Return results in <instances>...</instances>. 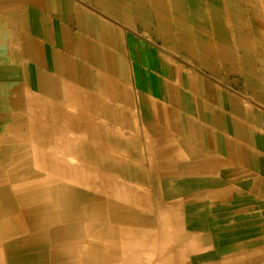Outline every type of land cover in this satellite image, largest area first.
<instances>
[{
	"label": "bare ground",
	"instance_id": "6f19581e",
	"mask_svg": "<svg viewBox=\"0 0 264 264\" xmlns=\"http://www.w3.org/2000/svg\"><path fill=\"white\" fill-rule=\"evenodd\" d=\"M85 1L0 32V264H264V0Z\"/></svg>",
	"mask_w": 264,
	"mask_h": 264
},
{
	"label": "crops",
	"instance_id": "0c3cea01",
	"mask_svg": "<svg viewBox=\"0 0 264 264\" xmlns=\"http://www.w3.org/2000/svg\"><path fill=\"white\" fill-rule=\"evenodd\" d=\"M26 2H27V0H20V1H18V0H16V1L15 0H2L1 1L0 0V16H2V17H0V19H1L0 20V32H2V34H5L8 31V32H10V34H13V35L15 34L18 36L27 37L30 40L33 39V40H36L38 42L43 41V39H42L43 36H41V35L35 36V35H31L30 31H29V33L27 32V25H26L27 21H26V17H25V16H27V13L25 11ZM40 11L42 12L43 10H40ZM6 12H7V15L5 14ZM11 12H13V13L17 12V13L11 14ZM18 12H19V14H18ZM45 14H46V12H45ZM5 17H8L7 22H6ZM17 17H19V20H21L23 22L22 28L16 29L17 28L16 26L10 24V19H12V21H15L17 19ZM47 19L48 18H47V14H46L45 20L47 21ZM61 54L67 56V54H65V53H61ZM242 104L245 105L243 101H242ZM229 112H230L231 118L233 120H236V122L238 123L239 126H242L244 128V130H248V133H244L245 137H247L248 140H245L242 142V144L244 145V149H246L247 151L252 152L254 154L258 153L259 155H262L264 157V142L261 140L262 138H264V120H263V125H256L251 120H247L246 115H243V114L238 115V114L234 113L233 111H228V113ZM191 117H193V116L191 115ZM236 117H238L239 119ZM252 134H253V136H259V141H255V139L253 137H251ZM186 161H184V162H186ZM250 197H251V195H249V198Z\"/></svg>",
	"mask_w": 264,
	"mask_h": 264
},
{
	"label": "rangeland",
	"instance_id": "374dc122",
	"mask_svg": "<svg viewBox=\"0 0 264 264\" xmlns=\"http://www.w3.org/2000/svg\"><path fill=\"white\" fill-rule=\"evenodd\" d=\"M75 3H77L81 8L82 10L85 11L87 17L90 19V18H96L97 20H100L101 18L105 19L104 15H102L101 13H98L97 11H95L92 6L90 5V3H87V1L85 0H73ZM90 5V6H89ZM91 7V8H90ZM93 9V10H92ZM41 8H38V13H34L31 18H30V22H29V28H31V35H35V36H39L41 35L40 33V29L42 28L43 31L45 30L44 28V24H45V18H46V14L41 12L40 11ZM35 12V11H34ZM38 14V16H37ZM45 15V16H44ZM102 16V17H101ZM35 18V19H34ZM36 22V23H35ZM90 22V21H89ZM36 25V29L34 28ZM125 31V30H124ZM142 39V38H141ZM152 43V42H151ZM154 43V42H153ZM156 43V42H155ZM154 43V45H156ZM158 45V44H157ZM178 66L182 67L187 73L190 74V76H192V78L194 80H199L201 78L205 79L208 83V86L212 85V87H219V90L222 92V93H225V94H228V95H235L237 96L239 99H241V101L245 102V98L246 97H242L241 94V91L244 90V84L242 82V80L238 77V76H230L228 78V80H221V81H218V79L214 76H210L208 73L206 72H203L201 71L200 69L198 70V68L194 67L193 65L189 64L188 62L182 60V59H175L174 60ZM186 62V63H185ZM211 64V61L209 62ZM191 65V66H190ZM196 69V70H195ZM194 73V74H193ZM206 75V76H205ZM219 75H220V79H222L223 77H225V74L224 72L222 71V69L220 70L219 72ZM209 76V77H208ZM212 77V78H211ZM208 78V79H207ZM241 81V82H240ZM213 82V83H212ZM241 83V84H240ZM219 84V85H218ZM230 85V86H229ZM237 85H238V88H237ZM233 91V92H232ZM241 96V97H240ZM264 98V97H263ZM245 103H248L249 104V101L248 102H245ZM264 104V99L262 101V104L259 103L258 101H256L255 103L253 101H250V104L249 105H252V106H256V108L258 110H264V107L262 106ZM259 107V108H258ZM255 207L258 206V205H254ZM260 247H261V251L263 250L264 252V241L260 244Z\"/></svg>",
	"mask_w": 264,
	"mask_h": 264
}]
</instances>
